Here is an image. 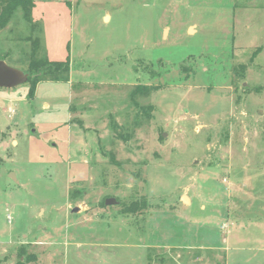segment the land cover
<instances>
[{"label":"rangeland","instance_id":"rangeland-1","mask_svg":"<svg viewBox=\"0 0 264 264\" xmlns=\"http://www.w3.org/2000/svg\"><path fill=\"white\" fill-rule=\"evenodd\" d=\"M34 1L0 60L70 67L0 87V264H264V0Z\"/></svg>","mask_w":264,"mask_h":264},{"label":"trees","instance_id":"trees-1","mask_svg":"<svg viewBox=\"0 0 264 264\" xmlns=\"http://www.w3.org/2000/svg\"><path fill=\"white\" fill-rule=\"evenodd\" d=\"M35 5L34 0H0V29L3 28L11 18L12 14L16 9L20 8L23 12V17L26 21H31V10ZM37 40L32 41L31 60L29 63V71L31 74H36L31 79L30 93H33V87L37 81H39L45 74H50L53 80H60L61 77L66 78L65 74L69 72V61L68 59L63 61H50L37 57L38 52ZM137 203L132 204V210L135 209ZM134 207V208H133ZM18 264H23L20 261Z\"/></svg>","mask_w":264,"mask_h":264},{"label":"water","instance_id":"water-1","mask_svg":"<svg viewBox=\"0 0 264 264\" xmlns=\"http://www.w3.org/2000/svg\"><path fill=\"white\" fill-rule=\"evenodd\" d=\"M36 74H31L27 70H21L15 67L9 66L5 61L0 60V87L11 88L21 83L27 82L35 77ZM181 201L186 203L189 198L186 195L181 197ZM116 203L115 200L108 198L105 201L106 205ZM75 208L73 211H76Z\"/></svg>","mask_w":264,"mask_h":264}]
</instances>
